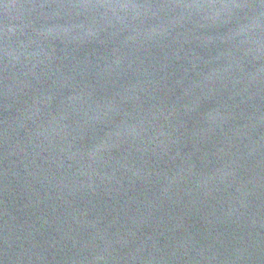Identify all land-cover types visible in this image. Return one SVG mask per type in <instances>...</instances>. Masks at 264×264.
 <instances>
[{
    "label": "water",
    "instance_id": "obj_1",
    "mask_svg": "<svg viewBox=\"0 0 264 264\" xmlns=\"http://www.w3.org/2000/svg\"><path fill=\"white\" fill-rule=\"evenodd\" d=\"M0 264H264V0H0Z\"/></svg>",
    "mask_w": 264,
    "mask_h": 264
}]
</instances>
